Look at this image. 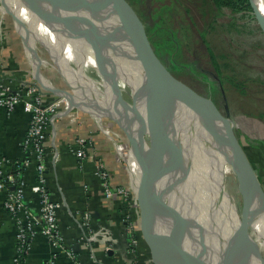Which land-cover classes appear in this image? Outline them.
<instances>
[{
    "label": "water",
    "instance_id": "1",
    "mask_svg": "<svg viewBox=\"0 0 264 264\" xmlns=\"http://www.w3.org/2000/svg\"><path fill=\"white\" fill-rule=\"evenodd\" d=\"M27 1L36 10H41L39 2ZM80 2L94 15L114 14L117 23L105 28L102 39L112 47L115 54L123 56L128 52L134 56L133 79L137 82V87L131 102L119 94L117 76L107 70L106 63L100 61L99 66L93 68L100 77L113 85L111 104L104 111L112 115L107 117L113 118L125 129L130 140L129 152L135 156L141 171L135 191L139 230L154 259L156 258V263L264 264V255L252 235L255 222L253 204L257 198L264 202V186L235 132L236 122L231 117L224 89H221L225 101L222 110L211 97L200 94L173 75L156 56L142 20L127 0H100L98 4L93 0H65L63 6ZM250 3L252 12L264 30V21L253 0ZM13 18L16 21L15 15ZM59 20L66 24L73 21L62 15H59ZM91 29L95 44H101L99 30L96 26ZM121 41L128 43L131 49L120 47ZM52 62L71 88V91H65L66 96L73 102V107L88 113H97L95 105L89 106L94 112L81 105V100L75 98L76 90L66 78L63 69L54 60ZM88 91L90 88L87 93ZM88 94L92 95L91 92ZM95 97L100 101L106 98L100 95ZM178 100L186 102L199 116L219 127L220 140L233 158L237 188L241 195V210L238 211L240 221L236 225L235 214L225 208L222 210L217 204L221 213L216 222L220 229L218 233L210 225L199 224L195 217H184L182 210L165 200L168 192L188 179L194 158L187 156L182 139L174 132L173 110ZM124 107L130 108L132 113L129 115ZM128 164V170L132 168L130 171L133 172L130 162ZM172 175L176 176L169 182ZM262 212L264 213V207ZM212 216L211 212V218ZM157 220L162 226L169 225L167 236L159 232ZM191 229H198L201 234L198 245L188 241L192 240ZM207 238L213 243L217 241L214 248L207 244Z\"/></svg>",
    "mask_w": 264,
    "mask_h": 264
},
{
    "label": "crops",
    "instance_id": "2",
    "mask_svg": "<svg viewBox=\"0 0 264 264\" xmlns=\"http://www.w3.org/2000/svg\"><path fill=\"white\" fill-rule=\"evenodd\" d=\"M39 52L52 62L50 54L44 46L39 47ZM73 54L77 59L79 55ZM60 55L66 62L69 57L73 58L65 56L63 52H60ZM102 55L105 56V54L98 53L99 60ZM70 66L76 67L78 71L85 70L86 73L93 69V66L86 61H82L78 65L71 62ZM31 69L30 61L25 54L22 36L14 25L13 17L3 14L0 10V82L7 84L12 90L26 86L33 80ZM42 69L56 86L71 91L67 80L57 68L42 65ZM121 89L123 90V87ZM54 98V94L47 93L44 96V102L48 104ZM102 115L112 116L105 111L102 112ZM30 120L31 114L24 110L22 105L12 112L0 106V153L10 162L6 164V173L9 176L17 174L14 162L28 157L23 142ZM112 124L117 126L124 137L125 146L129 147L130 140L124 133V129L115 121ZM78 137L92 138L94 141L82 167L75 154L70 150L71 146L76 144ZM109 139L111 138L99 130L96 121L78 107H73L66 114L54 118L48 129V137L45 141L48 186L52 198L60 203L58 208L59 227L64 242L74 250L81 264L92 263V251L82 239L84 229L80 223L82 212L88 211L91 214L90 226L94 234L93 248L96 256L100 258L101 264H158L140 230L137 232L140 239L137 255L134 256L130 252L129 242L133 232L127 226L124 217L132 208L126 205L121 196L107 198L102 181L96 175L98 160L102 159L112 174V185H128L131 190L128 166L122 163L120 156L124 153H120L112 139L111 141ZM258 143L264 147L262 140H259ZM196 155L198 159L200 152L198 151ZM250 160L263 184L264 177L260 169L263 168L264 162L260 161L258 164L254 163L252 159ZM225 171L232 173L228 168ZM225 175L222 169L219 170L220 191L222 195L224 194V200L228 201L230 207L235 210L237 202H233L231 190L227 186V178L231 174ZM22 177L26 181V201L40 217L35 162L23 169ZM6 196V191L0 192V264H15L18 228L16 219L4 208ZM134 213L136 219V212ZM137 227L138 224L135 225V230L138 229ZM157 227L161 234L167 236L158 220ZM40 228L38 226L39 232L31 242L26 264H48L50 258L55 260V264H78L61 250L54 249ZM109 246L112 247L111 250L106 249Z\"/></svg>",
    "mask_w": 264,
    "mask_h": 264
},
{
    "label": "rangeland",
    "instance_id": "3",
    "mask_svg": "<svg viewBox=\"0 0 264 264\" xmlns=\"http://www.w3.org/2000/svg\"><path fill=\"white\" fill-rule=\"evenodd\" d=\"M127 1L142 20L156 56L173 75L200 94L214 99L222 110L225 101L221 89H224L231 117L236 122L237 136L245 145L252 161L263 163L264 147L258 143V139L264 138V30L254 12L238 13L222 8L211 14L207 8L201 6L203 0ZM166 6L170 9L166 10ZM163 28L172 32L170 35L176 42L173 51H169L170 47L166 44L168 37ZM38 46L41 48L42 45ZM209 49L213 55L209 53ZM59 52H63L65 56H69V53L74 55L69 47L59 46ZM43 57L51 62L49 58ZM97 57L99 59V56ZM77 59L83 58L78 56ZM100 60L107 63L104 55ZM175 62L181 67H177ZM89 73L101 83L97 70L93 68ZM117 80L119 91H122L123 87L122 97L128 100L132 96L128 82L122 83L119 76ZM107 121L115 133L117 142L123 146L121 153H125L129 147L125 146L124 137L117 126L112 124L113 121H117L111 117H108ZM88 139L93 146L92 138ZM186 152L187 156L191 155L194 157L193 161H196L190 149L186 148ZM120 156L122 163L126 165V156L124 154ZM100 161L105 164L104 160ZM219 166L225 176L231 174L229 179L226 178L233 202H237V205L233 210L226 201L225 209L235 214V223L238 224L241 195L237 188V180L232 173L225 171L224 166L221 164ZM260 170L264 177V166ZM120 186L129 190L128 185ZM253 228L254 225L252 230Z\"/></svg>",
    "mask_w": 264,
    "mask_h": 264
},
{
    "label": "bare ground",
    "instance_id": "4",
    "mask_svg": "<svg viewBox=\"0 0 264 264\" xmlns=\"http://www.w3.org/2000/svg\"><path fill=\"white\" fill-rule=\"evenodd\" d=\"M35 1L39 2L41 10H36L35 7L27 0H4L7 13L12 17L15 15L16 21L13 18L14 25L17 27L21 36H23L24 43L29 52L28 54L32 59L35 60L37 42L47 48L50 57L52 56L51 59H53L57 65L63 69L66 78H68L75 88V98L77 100H81V105L88 108V110H91L92 112H94V110H92L89 106L95 105L94 108L97 109L98 112L92 113L93 115L102 116V112L110 106V101L114 92L113 85L110 81L105 80L107 95L105 99L100 101V99H97L95 95L99 96L101 91L97 86H93L90 79L87 78L85 70H76L70 66L71 62L78 65L82 61H86L93 67H98L101 61L97 57L98 53L105 54L107 60L105 66L107 70L112 74L119 76L122 83L127 81L132 93L130 98L134 97L137 87V82L133 79V71L135 69L134 56L132 53L128 52L123 56L115 54L112 47L102 39L105 28L117 23V19L114 14L109 13L106 15H100V18L98 15H94L89 10L85 9V5H83L82 2L77 3L76 5L70 3L67 6H63V2L65 0ZM93 1L95 4L100 2V0ZM253 3L260 14V17L264 21V0H253ZM59 15L71 18L73 21L71 24H66L65 22L59 20ZM93 26L97 27L102 39V43L99 45H96L94 42V36L91 29ZM119 45L120 47L127 49L130 48L128 43L125 41H121ZM59 46H63V48L69 47L74 53L81 56L83 59H76L75 55L72 56V53H69V56L73 58L69 57L66 62L62 55L59 56ZM88 88H90L88 93L91 92L92 95L87 93ZM122 92L123 90L119 92L121 96L123 95ZM116 102L118 103L117 98ZM99 104L101 105L99 106ZM101 108L104 109L102 110ZM124 108L129 112V115L132 113L130 108ZM173 112L175 135L182 139L187 148L195 147L200 149L201 152L199 158L196 161H193L192 164L197 179H195L189 171L188 179L182 182L173 191L168 192L165 195V200L170 202L173 206L179 208V210H182L184 217H195L198 219L199 224L210 225L213 231L218 233L220 229L216 225V222L221 216L218 205L222 210L226 208V200H224L219 187L218 174L219 170H221L219 164L230 169L236 178L233 169V158L227 147L220 140L218 126L199 116L188 106L186 102L182 100H178L176 102ZM110 130L112 133L111 128ZM124 133L127 135L125 129ZM125 154L129 157V162L134 169L133 172L130 171L132 168L128 171L129 178L131 177L129 179L130 188L135 195L141 171L135 156L130 153L129 150L127 153H124V155ZM175 176L176 175H172L169 182L174 179ZM177 176H179V174ZM263 207L264 202L257 198L253 204L255 222L253 223L254 228L252 230V235L258 243L261 253L264 255ZM211 212L213 218H211ZM168 227L169 225L163 224V229L166 235H168ZM191 233L192 240L188 241L198 245L201 238L200 232L198 229H191ZM206 242L211 248H214V243L217 241L213 243L207 238Z\"/></svg>",
    "mask_w": 264,
    "mask_h": 264
},
{
    "label": "built area",
    "instance_id": "5",
    "mask_svg": "<svg viewBox=\"0 0 264 264\" xmlns=\"http://www.w3.org/2000/svg\"><path fill=\"white\" fill-rule=\"evenodd\" d=\"M23 45L25 54L30 61L32 68V82L26 86H20L13 90L7 84L0 82V106L4 107L9 112H12L19 105H22L24 110L31 114L30 124L26 131V136L23 142V146L28 152V157L14 162L15 173H17L16 175H10V177L6 173V164L10 162L0 153V192L6 191L7 193L3 205L4 208L16 219L18 228L17 253L14 263L26 264V257L29 252L31 242L39 232L38 226H40L41 232L48 238L54 249L61 250L69 258L75 260V262L78 264H81L74 250L70 249L64 242V237L59 227L58 208L60 203L52 198V194L48 186V175L45 162V141L48 137V129L53 123L54 118L66 114L74 104L66 96V91L61 87L56 86L53 81L50 80L43 72L42 65L50 64V66L55 68V64L49 62L40 54L38 45L37 51L35 52V60L32 59L28 54L29 52L24 41ZM86 75L87 78L92 82L93 86H97L101 91L99 93L100 96L106 97L107 87L105 79L99 77V81L101 83H98L97 80L92 75H90V73L87 72ZM99 85H101V87ZM47 93H52L55 96V98L48 104L44 102V96ZM61 107H63V109H61ZM88 114L94 121H96L99 130L114 141L115 146L121 153L123 146L119 145L117 142L115 133L113 131V134L111 133V127L107 123L108 117L105 115L96 116L92 113ZM90 141L91 140L86 137H78L76 144L70 148V150L77 157L78 163L81 167L83 162L88 157L89 148L92 147ZM125 156L126 165H129V157L127 154H125ZM32 162L36 163V191L39 198L40 217L35 213L34 210L31 209L26 201V181L22 177L23 169L30 166ZM96 175L102 181L104 193L107 198H111L116 195L121 196L126 205L132 208L130 211L128 210L124 220L130 230L132 229L133 233L130 238L129 246L130 252L136 256L139 249L140 239L137 234L139 230L138 217L135 219L134 216V212H136L137 216L135 195L130 189L127 190L123 186H113L111 183L110 171L107 169L106 165L99 160L98 167L96 169ZM80 223L84 229V235L82 236V239L85 240L87 246L92 251L91 264H101V260H99L100 258L96 256L93 248L94 234L90 226V212H82ZM136 224H138V229L135 230ZM111 248L112 247L109 246L106 249L111 250ZM48 264H55V260L50 258Z\"/></svg>",
    "mask_w": 264,
    "mask_h": 264
},
{
    "label": "trees",
    "instance_id": "6",
    "mask_svg": "<svg viewBox=\"0 0 264 264\" xmlns=\"http://www.w3.org/2000/svg\"><path fill=\"white\" fill-rule=\"evenodd\" d=\"M201 6L203 8H207L209 13H215V10H220L222 8H228L230 9L231 11L233 12H238V13H241V12H252V6H251V3H250V0H203L201 2ZM166 10L170 9L169 6H166L165 8ZM0 10L3 14H8L7 11H6V6L4 4V0H0ZM217 12V11H216ZM9 15V14H8ZM163 30L166 31V34H167V37L168 39L166 40V44H168L167 46L170 47L169 51L172 50L173 51V47L175 46L176 47V42L174 41V39L171 37L170 33L172 34V32L170 31L169 32V29L167 28H163ZM209 53L211 55H213V52L211 49H209ZM68 55V54H67ZM176 63V62H175ZM177 65V63H176ZM177 67H181L179 65H177ZM133 98H129V102H131ZM194 134H197L195 132H193ZM198 135V134H197ZM263 141L264 142V139H258V141ZM242 143V142H241ZM243 144V143H242ZM246 153H247V149L245 147V145H243ZM187 147L185 146V149ZM187 149H190L192 151V153L195 155V159L197 160V151L201 152L200 149L198 148H195V147H188ZM248 155V153H247ZM249 156V155H248ZM251 159V158H250ZM189 171L191 173V175L197 179V176L195 175V171H194V168L193 166H190L189 168ZM231 176L228 177V179L230 178ZM228 179H227V186H228ZM262 181V180H261ZM226 185V183H225ZM230 211V210H228ZM263 247V246H262ZM21 264H24V263H21Z\"/></svg>",
    "mask_w": 264,
    "mask_h": 264
},
{
    "label": "flooded vegetation",
    "instance_id": "7",
    "mask_svg": "<svg viewBox=\"0 0 264 264\" xmlns=\"http://www.w3.org/2000/svg\"><path fill=\"white\" fill-rule=\"evenodd\" d=\"M214 100V99H213ZM215 101V100H214ZM218 105V104H217ZM219 106V105H218ZM220 107V106H219Z\"/></svg>",
    "mask_w": 264,
    "mask_h": 264
}]
</instances>
